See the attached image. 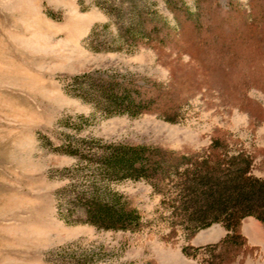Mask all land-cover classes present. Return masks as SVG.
Listing matches in <instances>:
<instances>
[{"label":"rangeland","instance_id":"obj_1","mask_svg":"<svg viewBox=\"0 0 264 264\" xmlns=\"http://www.w3.org/2000/svg\"><path fill=\"white\" fill-rule=\"evenodd\" d=\"M106 1L0 0V264H264V223L249 217L258 222L251 227L253 243L242 222L245 245L238 240L212 248L223 237L196 247L191 241L198 233L206 237L224 226L214 224L189 238L184 227L190 223L182 225L180 213L146 180L110 185L142 214L145 226L136 233L70 225L60 218L59 205L67 208L76 195L60 192L82 185V165L65 152L80 140L192 157L220 139L227 148L221 160L246 154L251 175L264 179V29L257 36V25L244 23L251 0H218L225 9L236 8L231 19L203 0L201 8L211 18H199L198 0H180L194 19H182L165 48L141 44L134 50L118 39L117 19L102 9ZM169 1L136 3L175 27ZM254 1L262 11L264 2ZM94 28L95 40L110 51L90 47ZM199 31L204 46L197 43ZM85 74L156 83L163 87L157 95L175 98L180 120L172 123L157 113L106 116L70 94V79Z\"/></svg>","mask_w":264,"mask_h":264},{"label":"trees","instance_id":"obj_2","mask_svg":"<svg viewBox=\"0 0 264 264\" xmlns=\"http://www.w3.org/2000/svg\"><path fill=\"white\" fill-rule=\"evenodd\" d=\"M126 1L118 0L116 4L108 0L102 9L117 19L118 39L132 50L141 44L163 49L168 45V38L179 31L182 19L191 22L196 15L211 18L207 9L202 10V0H198L196 15L190 14L180 0H171L168 6L177 19L173 27L157 11L138 7L137 0H130L132 3L123 9ZM203 1L226 19H231L236 12L231 5L225 9L218 0ZM255 6V1L251 0L250 12L242 16L246 27L257 25L256 34L262 36L264 9L258 11ZM124 17L131 21L128 25L120 23ZM206 23L209 26L210 22ZM198 25L202 30V24ZM97 35V28H94L90 47L96 52L110 51L98 44ZM200 36L197 43L204 46V34L200 32ZM162 88L156 83L140 85L136 81L121 82L113 76L103 78L93 74L73 77L68 85L71 95L92 104L106 116L136 118L157 113L176 123L180 120L178 104L170 94L157 95ZM226 150L220 139L214 140L202 155L192 157L158 147L80 140L74 149L65 152L76 157L82 165V185L73 183L60 192L76 195L67 208L59 205V216L70 225L89 224L99 230L136 233L145 226L142 214L123 194L112 191L110 185L126 180H146L164 197L165 205L170 201L169 208L180 213L182 225L184 220L190 223V227H184L189 238L214 224H222L228 234L212 248L237 244L238 240H242L240 245H245L241 232L243 220L255 217L264 223V179L251 175L252 159L246 154L221 160L227 157L223 152ZM79 211L82 217L74 219ZM185 253L189 256L186 249Z\"/></svg>","mask_w":264,"mask_h":264},{"label":"crops","instance_id":"obj_3","mask_svg":"<svg viewBox=\"0 0 264 264\" xmlns=\"http://www.w3.org/2000/svg\"><path fill=\"white\" fill-rule=\"evenodd\" d=\"M248 218H246V220L243 221L242 230H243L244 235L250 240V243H251L252 242L251 238H254V231L251 227L257 228L258 222H257V220L250 219L252 217H250L249 220H248ZM247 220H248V222H246ZM260 225L262 226L261 223H260ZM227 234H228V231L226 230V228L219 226L217 229L212 230L211 234H206V237L202 236L203 237L202 238L200 236L201 233H198V235L191 241V243H192V245L198 247V246H201V245L206 244L208 242H216L218 240H221L223 237L225 238Z\"/></svg>","mask_w":264,"mask_h":264}]
</instances>
